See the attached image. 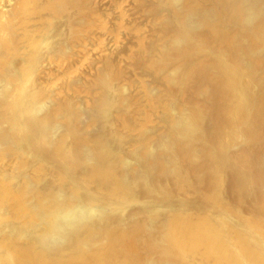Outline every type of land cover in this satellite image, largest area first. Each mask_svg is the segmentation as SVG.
I'll return each mask as SVG.
<instances>
[{"label": "bare ground", "instance_id": "obj_1", "mask_svg": "<svg viewBox=\"0 0 264 264\" xmlns=\"http://www.w3.org/2000/svg\"><path fill=\"white\" fill-rule=\"evenodd\" d=\"M53 2H43V6L49 8ZM92 4L91 0H58L51 5L58 13L53 11L57 14L52 31L46 28V33L39 34L41 54L55 51L57 27L69 11L75 10L79 18L78 24L72 20L77 25H72L75 35L77 29L81 31L80 25L88 23L91 16ZM153 5L151 15L162 8L166 14L162 12L157 19L146 14L152 21L148 20L149 27L156 24L160 39L154 41L155 36L138 33L141 37L135 53L143 55L146 62L134 66L145 68L147 63V71L142 68L141 73L146 72L137 82H145L144 90L135 101L131 98L132 102L126 103L128 98L124 96L134 80L123 86L125 75H121L123 71L120 74L114 60L108 59L110 56L101 70L98 67L90 85L70 78L64 79L67 83L61 89L53 88V81L54 85L44 91L40 80L39 85L33 82L36 86L33 96L27 95L30 99L24 91L18 94L25 89L23 83L6 82L0 72V104L5 100L11 109L15 103L18 107L24 104H20L22 99L29 100V107L22 111L27 119L22 112L18 116L31 125L25 144L47 147L59 175L57 185L47 188L49 172L42 163L38 161L39 165L36 158H18L16 151L24 150L21 129H15L13 144L0 129V207H6V211L9 208L0 216V222L7 226H0L5 230L0 236V264H264V0H156ZM32 10L29 12L34 15ZM10 14H0V19L8 17L11 21L17 16ZM6 29L2 27L0 34L9 31ZM74 30L69 28V33ZM17 40L13 42H21ZM21 46L14 49L16 54L27 53ZM31 46L28 49L35 48ZM6 48L10 54L11 48ZM55 55L60 60L63 57ZM50 56L43 55L42 60ZM38 59L36 65L42 62ZM7 60L11 65L12 58ZM9 72L14 73L11 68ZM32 73L27 71V75ZM120 78L123 80L118 87L115 83ZM9 83H15L17 89L8 87ZM159 86L165 88L158 90ZM108 92L117 96L121 111L136 113L135 122H130L133 126L124 127L121 133L115 130L123 139L129 131H137L138 139L124 149L102 137L86 140L81 136L99 129L103 107L110 112L117 109L104 104ZM87 99L93 100L90 106ZM104 118L103 122L107 120ZM130 123L127 121L126 126ZM210 129L214 133L210 134ZM34 151L30 156L36 155ZM84 169L87 175L81 173ZM169 177L175 184H169ZM14 181L15 186L9 187ZM188 192L200 197L185 205L182 194L189 197ZM167 207L171 213L163 219L161 211Z\"/></svg>", "mask_w": 264, "mask_h": 264}, {"label": "rangeland", "instance_id": "obj_2", "mask_svg": "<svg viewBox=\"0 0 264 264\" xmlns=\"http://www.w3.org/2000/svg\"><path fill=\"white\" fill-rule=\"evenodd\" d=\"M1 2H2V5H0V14H2V15H6L7 16V14H8V12H9V14H10V12L11 11H14L13 12V14L11 13L10 14V16L12 15V16H15V15H17V16H15L14 18L15 19H12L11 21H7V19H8V17H7V19H6V17H5V19H0V29L3 27V29H6L7 28V26L10 24V22H14V23H11L10 25H9V27H8V29H6V31L7 30H9V31H7L5 34H0V60H1V62H0V72H1V74L3 75V78H4V76H5V81L6 82H9V80H10V82H16V81H19V83L22 85V83H23V86H25V89L24 90H20V92H18V94H21L23 91H24V93H25V95L27 96V95H29V97L31 96V94H32V96H33V93H32V90L33 89H35V87L34 86H36L37 84L39 85V83H37V82H39L40 80L41 81H43V84L44 85H42V83H40L42 86H43V88H44V91L46 90V87L47 88H49V87H52V85H54V82L53 81H55V85L53 86V88H55L56 90L57 89H61L60 87H62L61 85H65L67 82H65V80L67 81L68 79H70L71 78V80H74L75 82H77V81H80V83H83V82H85L86 81V83H84V84H89L90 85V83H92V80L95 78L94 76H95V74H96V77H97V72H99V68H100V70H101V66L103 67L104 65H105V60H106V58L107 57H111V58H108V59H111V60H114L115 61V63H117L116 65V68L119 70L120 69V74L122 73V71H123V74H121V75H125L124 77H125V79H124V81H122L123 80V78H122V80H121V78L119 79V82H117V83H115V85L117 84V86L119 87L121 84V81L123 82L122 84H124L123 86H125L126 84H128L127 82H131V80H134V81H132L133 82V86L131 85V87H129V89H126V90H128V92L126 91V95H124L125 96V98H128V99H126L127 101H125L126 103L127 102H132L131 101V98H135L134 99V101L135 100H137V98L139 99V96H141L140 94H142V92H143V90L144 89H142V86L144 87V85H145V82H137V81H139L138 79H139V77H142L143 75H141L140 76V74H143V73H145L146 71H147V63H146V66H145V68H144V66H141V67H137L138 65L137 64H140V65H145V63L144 62H146V59L143 57V55H141L139 52V54L137 55L136 53V51H138V49H139V45H138V38L139 37H141V36H143L144 34L146 35H144L145 37H147V36H151V38L153 37V36H155L154 37V41L156 40H158V39H160V37H161V34L158 36V34H159V31L158 30H156L155 29V26H156V24L155 25H153V28H150V27H152V25L150 24L152 21H151V19H149V17L151 16H155L156 17V19H157V17H162L163 16V13L164 14H166L165 13V11L163 12L162 10L163 9H165V8H162V9H157V11L155 12V13H153L154 15H151L152 14V12H151V7H152V5L153 4H155V1L156 0H91L92 1V7H90L89 6V8L92 10V12H95V13H97V14H95V13H92L91 11V16L89 17V19H88V23H84V24H81L80 26H82V27H80V30L82 31V29L84 30V31H79L78 32V29H77V34L75 35V30H74V28L72 27V25H74L75 23L76 24H78V22L79 21H77V19L79 20V18H76L75 16L77 15V12L75 11V10H71V11H69V13H68V15L66 16V17H64L63 19H62V21H64L63 23H62V21H61V24H60V26H59V28L57 27V29L59 30L58 32H59V35H58V40H57V42H56V44L57 45H55L54 46V48H55V51H53V52H47L49 55H51L49 58H47V59H49V60H47L46 58L44 59V60H42V56L44 55V57H46V56H48V54L46 53H44V54H41L42 53V51H40L39 49H40V41H39V34H41L42 32L43 33H46L47 31H49V28H51L50 30L52 31V26L51 25H54L55 24V22L53 23L52 21H53V16H54V14H57L58 13V11H56V9H54V7L52 8V7H50L51 5H54V4H56L57 3V1L55 0V2H53L54 0H44L43 2H45V3H50V1H51V3L53 2L54 4H51L50 6H48L49 8H52V9H49V8H47V6H46V8L44 7L45 5H47V4H45L44 6H43V2H42V0H35V3H32V1L31 0H14V1H11L10 3H8L6 0H0ZM40 1V2H39ZM47 1V2H46ZM42 2V3H41ZM41 3V4H40ZM32 4H33V7H32ZM149 4H151V5H149ZM34 5H35V7H37L36 9H37V13H36V9H35V7H34ZM4 6H7V8L5 7V9L7 10V11H5V9H3V7ZM97 6V7H96ZM154 6V5H153ZM149 7V9H146V8H148ZM32 8H34L33 10H32ZM70 9V8H69ZM153 9V8H152ZM3 10H4V13H3ZM33 11V13H34V15L31 13V12H29V11ZM53 11H56V12H53ZM150 11V12H149ZM159 11H161V13L159 12ZM7 12V13H6ZM66 12V11H65ZM71 12V13H70ZM163 12V13H162ZM166 12H167V10H166ZM59 13H61V12H59ZM148 13V14H147ZM151 13V14H150ZM168 13V12H167ZM32 14V15H31ZM145 14V15H144ZM146 14H147V16L149 15V17L148 18H146ZM157 16H156V15ZM49 15V16H48ZM51 15V16H50ZM70 15V16H69ZM99 15H100V17H99ZM123 15H126V17L125 16H123ZM9 16V17H10ZM74 16V17H73ZM69 19H68V18ZM124 19H123V18ZM155 17H153V18H155ZM45 18V19H44ZM50 18H52L51 20H50ZM75 18V19H74ZM122 18V19H121ZM101 19H103L104 20V23L102 22V21H100ZM145 19H147V20H145ZM14 20V21H13ZM19 20V21H18ZM36 20L38 21V20H40V21H38V22H36ZM44 20V21H43ZM71 22V24H69V21ZM75 21L76 20V22L75 23H73V21ZM90 20V21H89ZM151 21V22H149V21ZM92 21V22H91ZM44 24V26L45 27H43V25H40V24H42V23ZM105 22H106V24H105ZM18 23V24H17ZM144 23V24H143ZM3 24V25H2ZM47 24V25H46ZM97 24V25H96ZM138 24H140L139 26L140 27H142V28H140V27H138L137 25ZM154 24V23H153ZM19 25V26H18ZM20 25H21V27H20ZM30 25H31V27H30ZM50 25V26H49ZM64 25V26H63ZM68 25V26H67ZM86 25V26H85ZM146 25V26H145ZM151 25V26H150ZM2 26V27H1ZM25 27V29H24V27ZM26 26H27V28H26ZM58 26V25H57ZM75 26V28H77V25H74ZM137 28H136V27ZM150 26V27H149ZM17 27V28H16ZM132 27H134L135 29H133ZM47 28V29H46ZM69 28H71V30H74V32H72L71 34L69 33ZM73 28V29H72ZM79 28V27H78ZM140 28V29H139ZM27 29V30H26ZM47 31H46V30ZM86 29H88L87 31L88 32H86ZM136 29H139V31H137ZM15 31L14 32V34H13V31ZM26 30V31H25ZM33 30V31H32ZM35 30H37V31H40V33L38 32V33H36L35 32ZM66 30V31H65ZM143 31V33L141 32V31ZM154 30H156V31H154V33L156 34H152V32ZM19 31V32H18ZM28 31V32H27ZM65 31V32H64ZM158 31V32H157ZM0 32H1V30H0ZM16 32H18V34H16L17 35V37L18 36H21V38H19L20 40H21V42L19 41V43H21V44H19V43H14V42H16V41H14V39L16 38V40H17V37H16V35H15V33ZM71 32V31H70ZM83 32H85V33H83ZM141 34H140V33ZM62 33V34H61ZM137 33V34H136ZM141 35V36H138L139 34ZM151 33V34H150ZM75 35V36H72V35ZM15 35V36H14ZM24 35V36H23ZM64 35V36H63ZM66 35V36H65ZM77 35H78V37H77ZM153 35V36H152ZM2 36V37H1ZM13 38H12V37ZM61 36H62V38H61ZM69 36V37H68ZM72 36V40H75V41H72L71 40V37ZM158 36V37H157ZM4 37H5V39H4ZM64 37V38H63ZM75 37V38H74ZM89 37V38H88ZM10 38H12V39H10ZM34 39V40H30V39ZM68 38H70V39H68ZM80 38V39H79ZM87 38V39H86ZM156 38V39H155ZM18 39V40H19ZM25 39H26V41H25ZM7 40V41H6ZM17 40V41H18ZM32 41V43L35 45V48H36V50L38 49L40 52V54L38 53V50L35 52L34 50H35V48H31V47H33L34 45L32 44V46H31V42L30 41ZM71 42H73L74 44H72V42L70 43L69 41ZM82 40V41H81ZM85 40V41H84ZM12 41V44L10 43ZM14 41V42H13ZM61 41L64 43L63 44V48H59V44L61 43ZM151 41H153V40H151ZM8 42V43H7ZM66 42V43H65ZM67 42H69V43H67ZM77 42V43H76ZM123 42V43H122ZM14 43V44H13ZM7 44V45H6ZM10 44V45H9ZM30 44V45H29ZM37 44H38V46H37ZM66 44L67 45H69L70 47L68 48V46L67 47H65L66 46ZM71 44H72V46H71ZM85 44V45H84ZM18 45H23V46H21V48H23V49H25V51H27V53L26 52H21L20 53V51H18V54H21V55H23L24 56V58H22V56H19L18 54H16L17 52H15L14 51V49H17V47H18ZM28 45V46H27ZM8 46V48L10 47L11 48V52H9L12 56H10V54H8V51H6V47ZM26 46V47H25ZM29 46H31L30 48L32 49H28L29 48ZM37 46V47H36ZM60 47H61V44H60ZM68 48V49H67ZM27 49V50H26ZM45 49H47V47L45 48ZM67 49V50H66ZM74 49V50H73ZM8 50V49H7ZM59 50H61V51H59ZM58 51V52H57ZM67 52L66 54H68L69 55V58H67L68 56H66L65 55V53H63V52ZM76 51V52H75ZM15 52V53H14ZM28 52H30V53H28ZM33 52H34V54L35 53H38L37 55H39V56H36V54L33 56ZM72 52V53H71ZM136 52V53H135ZM5 53V54H4ZM74 53V54H73ZM133 53V54H132ZM28 54H29V56H28ZM30 54H32V55H30ZM56 54L57 56H63L62 58H61V60H60V58L58 59L57 57H55L54 58V55ZM62 54V55H61ZM132 54V55H131ZM40 55H41V57H40ZM46 55V56H45ZM55 55V56H56ZM17 56L19 57V58H17ZM34 57V59L32 58V57ZM52 56H53V58H54V60H53V58H52ZM75 56V57H74ZM130 56V57H129ZM12 58V60H13V62L11 63V65H10V63H9V61L7 60L6 61V59L7 58ZM35 57H39V59L38 58H35ZM64 57H66V58H64ZM113 57V58H112ZM116 57V58H115ZM138 57H140V58H138ZM50 58H52V59H50ZM135 59L136 60V62L134 61H131V59ZM138 58V59H137ZM37 59L38 60H42V62H40V64H39V62H37V64H39V65H36V63H35V61H37ZM55 59H56V61H55ZM62 59H64V60H62ZM66 59V60H65ZM91 59V60H90ZM107 59V60H108ZM59 62H58V61ZM110 60V61H111ZM69 61L71 62V64L69 63ZM138 61H140V63H138ZM3 62H4V64H3ZM23 62V64H20V63H22ZM50 62H53V63H50ZM50 63V64H49ZM57 63H58V65H57ZM72 65V67L69 65ZM134 63H136V65L137 66H134ZM29 67V69H28V67L26 66V65ZM29 64V65H28ZM52 64H54V65H52ZM6 65V66H5ZM22 65L24 66V68L22 67ZM36 65V66H35ZM139 65V66H140ZM9 66V67H8ZM35 66V67H34ZM40 67V69H39V67ZM71 67V69L72 70H70V67ZM3 69H2V68ZM7 67V68H6ZM26 67V68H25ZM34 67V68H33ZM42 67V68H41ZM67 67V68H66ZM68 67H69V69H68ZM99 67V68H98ZM10 68H11V70H12V72H14L13 74H15V76L11 73V72H9V70H10ZM31 68H33V69H31ZM136 68H138V71H137V69ZM145 69L144 70V72L143 73H141L142 71H143V69ZM6 69V70H5ZM7 69H8V71H7ZM39 69V70H38ZM50 69V70H49ZM141 71H140V70ZM4 70V71H3ZM29 70H31V72L29 71ZM38 70V71H37ZM42 70V71H41ZM67 70V71H66ZM69 70V71H68ZM74 70V71H73ZM27 71H28V73H32L31 75L30 74H28L27 75ZM35 71V72H34ZM39 71H41V73L39 72ZM97 71V72H96ZM135 71V72H134ZM4 72H5V75H4ZM66 72V73H65ZM76 72V73H75ZM80 72V73H79ZM82 72V73H81ZM10 73H11V75H13V78L11 77V75H10ZM39 73V74H38ZM64 75H63V74ZM74 73V74H73ZM79 73V74H78ZM69 74H70V76H69ZM81 74V75H80ZM25 75V76H24ZM27 75V76H26ZM40 75V76H39ZM61 75V76H60ZM72 75V76H71ZM94 75V76H93ZM32 76V77H31ZM39 76V77H38ZM58 76H59V78H60V80H59V78H58ZM66 76V77H65ZM69 76V77H68ZM78 76H79V78H78ZM127 76V77H126ZM9 77H11V79L9 78ZM26 79H25V78ZM29 77V78H28ZM57 77V78H56ZM63 79H62V78ZM93 77V78H92ZM133 77V78H132ZM137 77V78H136ZM15 78V79H14ZM22 78H24V79H22ZM28 78V79H27ZM30 78H31V80H30ZM136 78V79H135ZM6 79H8V81L6 80ZM33 79V80H32ZM54 79H56V80H54ZM62 79V80H61ZM65 79V80H64ZM148 79V82H154V80L151 78H147ZM12 80V81H11ZM30 80V81H29ZM35 80V81H34ZM36 80H38V81H36ZM45 80V81H44ZM47 80V81H46ZM70 80V81H71ZM121 80V81H120ZM151 80V81H150ZM27 82V83H24V82ZM52 81V82H51ZM57 81V82H56ZM61 81V82H60ZM73 81V82H74ZM82 81V82H81ZM90 81V82H89ZM12 82V83H13ZM33 82H35L36 83V85L33 83ZM49 82V83H48ZM63 82V83H62ZM12 83H9V85H7L8 87H12V88H14V89H17V88H15L14 86L16 85L15 83L14 84H12ZM32 83V84H31ZM47 83V84H46ZM51 83H52V85H51ZM60 83V84H59ZM62 83V84H61ZM77 83H79V82H77ZM137 83V84H136ZM141 83V84H140ZM143 83V84H142ZM30 85L29 87H28V85ZM59 84V85H58ZM107 84L108 83H106V84H104V85H106L107 86ZM130 84V83H129ZM141 86H140V85ZM32 85V86H31ZM46 85V86H45ZM63 85V86H64ZM103 85V88L105 87L106 88V86H104ZM109 85L110 84H108V88H109ZM58 86V87H57ZM111 86V85H110ZM130 86V85H129ZM31 87H34V88H31ZM125 87H128V86H125ZM27 88H29V89H27ZM31 88V89H30ZM42 88V89H43ZM165 87H163V86H159L158 87V90H163ZM130 90V91H129ZM136 90V91H135ZM14 91H16V90H14ZM18 91V90H17ZM27 91H28V93H27ZM29 91H30V93H29ZM109 92H111L112 93V91H109ZM109 92H108V96H107V102H104V104L106 105V104H109L110 106H112V105H114V106H116L117 107V109L116 108H114V110H113V112H110L109 110L107 111V108H105V107H103V109L104 110H102V112L103 113H101V115L102 114H104L103 116H99L98 117V122L100 123L99 124V129L98 130H94V131H85V133H82L81 134V136H83L86 140H94L95 138L97 139L98 137H102V138H105V139H108V140H111L113 143H114V146H117V144L119 143H121V145H119L118 144V146L117 147H121L120 149H124L126 146V144L127 145H129V144H131L133 141L132 140H137L138 139V137H137V131L136 130H132V131H129L130 133H128L127 134V137H126V139H123L122 137L120 138V133L121 132H124L125 130H126V128H128V125H129V127H130V125H132L135 121L133 120V119H136V113H130L129 111H121V107H120V105L119 104H117V103H119L118 101H116V100H118V98H117V96L116 95H114V94H109ZM67 94L69 93V91L68 92H66ZM70 94H71V92H70ZM24 95V94H23ZM86 94L83 92V93H81V96L85 99L86 98V96H85ZM114 95V96H113ZM137 95H139L138 97H137ZM67 96H70V95H67ZM112 96V97H111ZM61 97V96H60ZM116 97V98H115ZM137 97V98H136ZM26 98H28V96L26 97ZM65 99L67 98V97H64ZM110 98V99H109ZM113 98V99H112ZM141 98V97H140ZM21 99V98H20ZM28 99H30V98H28ZM61 99H63L62 97H61ZM115 99V100H114ZM132 99V100H133ZM23 100V99H22ZM21 100V103L20 104H22V102L24 103V104H22V105H19V107H18V104L17 103H15L13 106H12V108L11 109H9V107H8V105L5 103L6 101L5 100H3L2 102L3 103H1L0 104V122H1V124H0V129L2 130V132L3 133H5L6 134V137H7V141L9 140L10 142H11V144H13L15 141H16V137H17V132H16V128L17 129H21V130H23V131H21L20 130V132H21V135H24V136H21V140L22 141H24V150L23 151H21V150H19V151H21L20 153H22L21 155H19L20 153L18 152V151H16V153H17V155H18V158H19V160L22 158H25V159H33L34 161H36L35 160V158L36 159H38L36 162L37 163H39L38 161H40V163H42L41 165L42 166H44V168H45V170H47L48 172H49V175H48V179L49 180H47V178L45 179V180H47V181H45L46 183H45V186H48L47 188H50V187H55L54 185H57V183L59 182V175H58V173H57V171H58V169H56L57 167H56V165H57V163L55 162V160H54V158L50 155L51 153H48V152H50L49 151V149L46 147V148H43V147H41L40 148V143L38 144H36L35 146H32L31 144H29V145H27L28 144V142H29V138H30V136H29V134H30V131H28L29 129L31 130V128H30V126L31 125H28V123H26L25 124V122H24V119H27V116H25V114H23V112H24V110H26L28 107H29V105H30V102H29V100H23L22 101ZM64 100V99H63ZM95 100V99H94ZM112 101V103L110 102V101ZM130 100V101H129ZM88 104H87V103ZM84 101V103H86L87 104V106H90V103H93V100L92 99H87V101ZM115 102V103H114ZM4 104H6V106H4ZM100 104V103H99ZM27 105H28V107H27ZM21 106H23V107H21ZM114 106H112V107H114ZM4 108V110H5V112H4V110H2L1 108ZM17 107H18V109H17ZM25 107H27L26 109H25ZM21 108H23V109H21ZM7 109V110H6ZM9 109V110H8ZM14 109H16V110H14ZM21 109V111H19ZM120 111H119V110ZM3 111V113H2V111ZM23 111V112H22ZM108 113H107V112ZM117 111H119V112H117ZM18 112V113H17ZM20 112H22V114L23 115H21V116H23L24 117V119H23V117L20 119V117H18L19 116V113ZM122 112H124V114L122 113ZM129 112V113H128ZM112 113V114H111ZM120 113V114H119ZM122 113V114H121ZM8 114V115H7ZM108 114V115H107ZM130 114V115H129ZM7 115V116H6ZM112 115V116H111ZM116 115H118L120 118L119 119H117L118 118V116H116ZM104 116L106 117V118H104ZM108 116H110L109 117V119H108ZM113 116H115L116 118L114 119V117ZM125 116H126V118H125ZM15 117V118H14ZM128 117H129V119H128ZM7 120H6V119ZM19 118V119H18ZM100 118H102L101 120H100ZM103 118L106 120H109V122L106 120L105 122H103L104 120H103ZM17 119V120H16ZM115 120H117L116 122H115ZM128 121V123H130V124H127V126H126V122ZM12 122H14V124H12ZM16 122V123H15ZM117 122H121V123H125V125L123 124H121V123H117ZM111 125H110V124ZM117 123V124H116ZM83 124V123H82ZM114 124H116L117 126H115ZM121 124V125H120ZM22 125V126H21ZM150 125H155V124H150ZM13 126V128H11ZM20 126V127H19ZM133 126V125H132ZM5 129H4V128ZM102 127V128H101ZM114 127H115V129H114ZM118 129H117V128ZM119 127H121V128H119ZM124 127H126V128H124ZM11 128V129H10ZM125 130H124V129ZM4 129V130H3ZM121 129H123V131L121 130ZM110 130H111V132H110ZM113 130V131H112ZM115 130H117L118 132H120V133H118L117 131L115 132ZM89 132V134H88V136H86V133H88ZM114 132H115V135H116V137L117 136H119V137H115V135H114ZM24 133V134H23ZM27 133H29L28 135H27ZM107 133V134H106ZM110 133H112L111 135H112V137L113 138H116V140L115 139H113L112 137H110ZM118 133V134H117ZM212 133H214V131L212 130V129H210V134H212ZM91 137L90 139L88 138V137ZM22 137H23V139H22ZM92 137H94V138H92ZM119 138L121 139V140H119ZM130 138V139H129ZM137 138V139H136ZM25 139H26V141H25ZM20 140V142H22ZM122 141V142H119V141ZM125 140L127 141V142H125ZM12 141H13V143H12ZM131 141V142H130ZM25 143H27V144H25ZM122 143H124L123 145H122ZM16 144V143H15ZM21 144H23V142L21 143ZM116 144V145H115ZM27 145V146H26ZM38 146V147H37ZM123 146H125V147H123ZM26 147V148H25ZM38 149V150H37ZM236 149H237V147H236ZM28 150V151H27ZM35 150V151H34ZM30 151H34L35 153H36V155H34V156H30V154H29V152ZM26 152V153H25ZM28 152V153H27ZM47 152V153H46ZM19 153V154H18ZM31 153V152H30ZM43 153V154H42ZM42 154V155H41ZM30 156V158H29V156ZM34 157V158H33ZM40 157H41V159L43 160V158H44V160L45 161H42L41 162V159H40ZM40 159V160H39ZM47 160H49V161H47ZM53 160V161H52ZM53 164H52V163ZM190 161L189 160H187V162L186 163H189ZM40 163H39V165H40ZM2 164H5V166L7 165V160H4L3 162H2ZM54 165V166H53ZM70 166V165H69ZM56 167V168H55ZM65 168H67V167H65ZM25 171H26V169H25ZM84 171V172H83ZM86 171V172H85ZM24 172V171H23ZM34 172V171H33ZM68 172V171H67ZM81 173H84V174H86L87 175V173H88V170L87 169H84V170H82L81 171ZM51 175V176H50ZM58 175V176H57ZM77 177H75V178H73V179H76ZM171 180V181H170ZM172 180H173V177H169V179H168V182H169V184H171V182H172ZM226 181H228V180H225V183H227ZM48 182V183H47ZM17 183V181H14L9 187H14L15 185L14 184H16ZM173 184H175V182L173 181L172 182V185ZM171 186V185H170ZM187 193V192H186ZM189 193V197H188V195L187 194H182V196L184 195H187V196H183V198H184V200H183V198L181 199V200H183V204H190V203H192V200L193 199H195L196 200V198H199L200 196V194H198V193H194V192H188ZM193 195H195L194 197H193ZM181 196V197H182ZM179 197L180 196H178L177 198H178V200H179ZM194 201V200H193ZM200 202H202V201H200ZM203 204L202 205H205V204H207V203H204V201L202 202ZM201 205V206H202ZM8 207V206H7ZM143 208H142V210H145L146 208H144V206H142ZM6 207H0V216H1V214H2V216H3V214H5L6 212H8L9 211V208H8V211H6ZM129 210V209H128ZM163 211H161L162 213H161V215H160V217L162 218L163 217V219H165V218H167V217H169V215L170 214H168V213H171V210L167 207V208H163L162 209ZM130 211V210H129ZM127 213H129V212H127ZM162 214H164V215H162ZM261 215L263 216L264 214H263V212L261 213ZM1 216V217H2ZM133 215L131 214V216L129 215L128 217H127V219L129 220L130 219V217H132ZM126 219V220H127ZM127 220V221H128ZM2 222H0V226L1 225H3L2 227L4 228V229H6L7 228V226L5 227V225L2 223ZM125 224V223H124ZM127 224V223H126ZM2 227H0V229H2ZM4 229H2V233H0V236H3L4 235V233H5V230ZM13 231V230H12ZM11 231V232H12Z\"/></svg>", "mask_w": 264, "mask_h": 264}]
</instances>
